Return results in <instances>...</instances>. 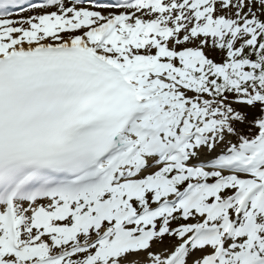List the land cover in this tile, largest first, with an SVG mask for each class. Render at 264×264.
<instances>
[{
  "label": "snow or ice",
  "instance_id": "snow-or-ice-1",
  "mask_svg": "<svg viewBox=\"0 0 264 264\" xmlns=\"http://www.w3.org/2000/svg\"><path fill=\"white\" fill-rule=\"evenodd\" d=\"M0 264H264V0H0Z\"/></svg>",
  "mask_w": 264,
  "mask_h": 264
}]
</instances>
